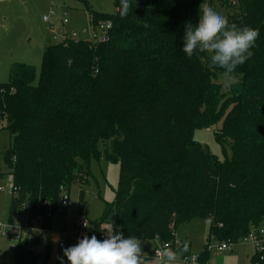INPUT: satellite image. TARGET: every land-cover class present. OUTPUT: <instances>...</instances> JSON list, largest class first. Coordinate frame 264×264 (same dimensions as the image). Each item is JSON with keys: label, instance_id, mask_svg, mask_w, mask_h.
Returning <instances> with one entry per match:
<instances>
[{"label": "trees", "instance_id": "1", "mask_svg": "<svg viewBox=\"0 0 264 264\" xmlns=\"http://www.w3.org/2000/svg\"><path fill=\"white\" fill-rule=\"evenodd\" d=\"M129 3L123 18L121 0H113L112 14L87 10L91 27L111 20L106 41L64 37L43 47L38 71L13 65L0 82V129L11 136L2 161L19 188L8 220L23 203L32 216L54 211L103 155L118 164V181L91 228L112 215L125 237L181 249L176 226L206 219L203 263L210 240L236 243L264 222V0ZM202 3L230 23L259 29L254 56L237 67L239 83L230 89L222 69H208L206 53L189 59L182 51L185 25L198 22ZM203 127L213 128L229 157L218 159L193 137ZM12 256L13 264H35L42 255L16 245Z\"/></svg>", "mask_w": 264, "mask_h": 264}, {"label": "rangeland", "instance_id": "2", "mask_svg": "<svg viewBox=\"0 0 264 264\" xmlns=\"http://www.w3.org/2000/svg\"><path fill=\"white\" fill-rule=\"evenodd\" d=\"M88 9L99 13L115 12L113 0H0V82L8 80L13 65L26 64L38 71L42 48L60 42L63 36L71 31H75L79 39H90L87 34L82 33L83 29L91 27ZM51 11L55 15L50 17L49 23H46L42 18ZM63 12H66L68 19V23L64 25L60 22ZM193 137L206 145L218 159L230 156V150L222 149L215 141L213 128H197L193 131ZM10 142L11 136L7 130L0 129V172H4L3 167H5L2 152ZM99 148L104 154L103 142H100ZM89 171L91 176L87 179L83 178L84 184L75 181L70 185L66 194L67 206L62 207L58 204L54 209L49 221L51 234L48 236V244H50L48 254L46 258L39 259L38 264H61V261L63 264H69L63 250L77 243H68L59 248L58 232L65 231L72 234L80 213H83L88 222L96 224L102 214L104 203L113 200L118 181V164L102 155L99 161L90 162ZM80 188H83L81 199ZM10 198V195L0 192V222L8 219ZM111 221L112 215H108L98 224L96 232H100L103 236L100 240L106 238V232L101 230V227L111 224ZM208 227V220L200 218L181 223L174 230V241L180 244L187 241L190 255H198L207 242ZM139 240L144 255L150 258V264H159V260L153 255V249L159 248V240L157 238ZM217 244L218 242L210 240L206 264H253L248 256L253 253L250 245L236 242L230 244V250L221 251L216 249ZM12 257V245L6 236L0 234V264H13ZM176 264L190 263L180 257Z\"/></svg>", "mask_w": 264, "mask_h": 264}, {"label": "clouds", "instance_id": "3", "mask_svg": "<svg viewBox=\"0 0 264 264\" xmlns=\"http://www.w3.org/2000/svg\"><path fill=\"white\" fill-rule=\"evenodd\" d=\"M129 9V0H121L119 15L125 17ZM259 34V29L230 23L226 16L202 3L198 22L185 25L182 51L189 59L206 53L208 69H222L220 75L223 86L230 89L239 83L237 67L254 56L253 49ZM101 230L106 232L105 239L85 235L76 245L63 250L69 264H150V258L144 255L139 239L125 237L122 232L114 229L113 223L101 227ZM188 252L187 241L182 249L164 245L157 253V259L160 264H176ZM192 260L195 264V257Z\"/></svg>", "mask_w": 264, "mask_h": 264}, {"label": "built area", "instance_id": "4", "mask_svg": "<svg viewBox=\"0 0 264 264\" xmlns=\"http://www.w3.org/2000/svg\"><path fill=\"white\" fill-rule=\"evenodd\" d=\"M227 1L231 5H236L237 3V0ZM53 15H55V13L51 11L49 15L43 17V21L48 22L50 17ZM61 23H68L66 12L63 13ZM111 27L112 22L110 19H102L96 21L94 27L83 29L82 33L87 34L89 36L88 38H90L92 41H106L108 39L109 30ZM64 37H69L74 40L79 39L75 31L65 34ZM18 190V186L14 183L13 174L7 170L2 172L0 175V192L10 195L11 198H16L18 195ZM67 202V195H63L60 199V205L65 206ZM52 214L53 210L51 207H48L44 214H36L35 216H32L29 206L23 203L20 205V207H18L17 212L12 220L0 222V234L8 238L12 247H15L16 245H22L24 250L29 253L41 254V259L45 254V248L48 244V236L51 234L50 228L47 225V221L51 218ZM90 229L91 226L89 225L87 218L83 215V213H80V216L72 230V234L65 231L58 232L60 238L58 243L59 248L64 247L68 243H78V241L85 235L90 238L92 236ZM96 237L98 239L103 238L100 232L96 234ZM238 242L250 245L253 249V257H257L258 261L264 260V222L251 228ZM230 244L232 243L222 241L215 247L216 249L223 251L227 250L230 247ZM164 245L169 246V243H162L159 248L161 249ZM174 245L177 247L180 246V243L174 241ZM159 248H154V257H157V253L160 251ZM192 257H195V264H206V262H199L197 255H190L185 258L184 261L193 264Z\"/></svg>", "mask_w": 264, "mask_h": 264}, {"label": "crops", "instance_id": "5", "mask_svg": "<svg viewBox=\"0 0 264 264\" xmlns=\"http://www.w3.org/2000/svg\"><path fill=\"white\" fill-rule=\"evenodd\" d=\"M63 13H64V12H63ZM62 15H63V14H62ZM66 15H67V14H66ZM42 20H43V18H42ZM49 21H50V19H49ZM49 21H48V22L45 21V22H46V23H49ZM60 22H61V21H60ZM61 24H62V23H61ZM66 24H67V23H66ZM62 25H64V24H62ZM63 38H64V36H63ZM42 49H43V48H42ZM3 169H4V171L6 170L5 167H3ZM9 204H10V203H9ZM8 209H9V207H8ZM8 211H9V210H8ZM7 215H8V212H7ZM7 220H8V219H7ZM7 220H6V221H7ZM6 221H4V222H6ZM89 225L91 226L90 222H89ZM48 226H49V225H48ZM96 229H97V228H93V229L91 228V229H90V231H91V235H95V236H96V234L98 233V232H96ZM72 243H73V242H72ZM161 244H162V243L159 242V246H161ZM230 249H231V248L229 247L227 250H230ZM153 250H154V249H153ZM208 251H209V250H208ZM225 251H226V250H225ZM208 253H209V252H208ZM248 256H249V258H250V259H249L250 262H252L253 253H252V254L250 253V255H248ZM207 258H208V257H207ZM12 259H13V257H12Z\"/></svg>", "mask_w": 264, "mask_h": 264}]
</instances>
